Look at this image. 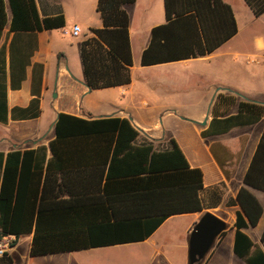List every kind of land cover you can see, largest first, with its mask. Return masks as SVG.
Here are the masks:
<instances>
[{"label": "trees", "instance_id": "1", "mask_svg": "<svg viewBox=\"0 0 264 264\" xmlns=\"http://www.w3.org/2000/svg\"><path fill=\"white\" fill-rule=\"evenodd\" d=\"M136 1H98L103 27L92 30L95 37L81 44L90 90L131 83L127 7ZM244 1L256 18L264 14V0ZM8 9L14 36L9 67L0 55L1 124L9 121L8 80L12 90L21 89L38 48V34L66 27L63 16L42 18L35 0H0V39L9 25ZM164 11L166 23L153 29L142 55L144 67L206 57L238 33L233 10L223 0H164ZM34 72V98L27 108L13 110V121L40 116L43 66L34 65ZM213 116L203 137L255 125L264 117V107L220 95ZM139 137L128 119L85 120L60 114L49 147L0 152V239L14 237V247L16 240L33 235L31 257L70 253L142 242L168 218L201 212L203 172L189 165L173 138L159 151L153 142L139 144ZM244 184L236 198L241 212L235 224V253L246 264H264V232L262 247L243 232L256 227L263 215L260 201L248 188L264 191V131Z\"/></svg>", "mask_w": 264, "mask_h": 264}, {"label": "crops", "instance_id": "2", "mask_svg": "<svg viewBox=\"0 0 264 264\" xmlns=\"http://www.w3.org/2000/svg\"><path fill=\"white\" fill-rule=\"evenodd\" d=\"M35 1L42 18L63 16L66 27L38 34V48L20 90H12L8 80L9 121L0 123V152L7 154L14 150L49 147L55 138V125L60 114L85 120L128 119L140 134L139 144L153 142L155 148L162 151L168 148V139L173 138L189 165L203 172V189L199 194L203 209L174 215L145 241L130 244L31 257L33 235L22 237L16 240L8 259H0V264H189V236L205 213L221 218L229 227L217 240L204 264H246L235 253V224L237 214L241 212L236 198L245 187V175L264 131V117L255 125L236 127L225 134L203 137L202 133L211 127L213 109L220 95L234 96L239 101L264 107V14L256 18L244 0H223L231 6L237 21L235 37L206 57L144 67L142 55L151 44L152 31L165 24L166 18L164 0H137L127 7L133 57L131 83L90 90L85 83L81 44L95 37L92 30L103 27L97 10L99 0ZM237 5L263 22L262 31L251 34V39L241 38ZM8 16L9 25L0 39V55H5L7 67L14 36L10 32L9 9ZM74 26L81 30L78 37L71 34ZM233 47H247L253 52L236 53L235 60L257 53L259 61L245 64L249 70L233 66V62L226 63L233 61ZM34 65L43 66L40 116L13 121V110L27 108L34 98ZM178 67L193 69L192 74L184 75ZM163 69L176 70L174 74H166L161 73ZM194 81H197L196 88L190 87ZM231 113L236 114L237 109L233 108ZM205 121L207 124L203 126ZM248 189L260 201L263 215L256 227L249 226L243 232L255 245L262 247L264 191Z\"/></svg>", "mask_w": 264, "mask_h": 264}, {"label": "water", "instance_id": "3", "mask_svg": "<svg viewBox=\"0 0 264 264\" xmlns=\"http://www.w3.org/2000/svg\"><path fill=\"white\" fill-rule=\"evenodd\" d=\"M207 121L203 122V126ZM229 225L212 213H205L193 227L188 241L189 264H200L214 248L220 236Z\"/></svg>", "mask_w": 264, "mask_h": 264}, {"label": "rangeland", "instance_id": "4", "mask_svg": "<svg viewBox=\"0 0 264 264\" xmlns=\"http://www.w3.org/2000/svg\"><path fill=\"white\" fill-rule=\"evenodd\" d=\"M242 6L240 5H237L236 6V9L239 13V19H240V22H241V27H242V35H241V38H244V37H249L251 39V34H256V33H259L260 31H262V27H263V22L262 20L261 21H258L256 20L254 17H251L250 16V13H245L244 10L241 9ZM244 11V12H243ZM248 12V10H247ZM249 14V15H248ZM262 25V26H261ZM240 38V40H242ZM239 43V41H238ZM252 49L251 48H247V47H233V61H229L227 60L226 63L228 62H233V66H238L240 69H248L245 64H247L246 62V59H247V56H242L240 57L239 59L235 60L234 59V54L236 53H240V54H249V53H253L251 52ZM253 56L255 57H258L260 56L259 54L255 53V55H250V59L252 60V58H254ZM174 70L176 69H163L161 71V73H166V74H174ZM178 70L180 71V73L184 74V75H191L192 74V70L193 69H189V68H180L178 67ZM244 72H242L243 74ZM196 82L197 81H194L191 83V86L190 87H195L196 88ZM199 87V86H198ZM153 105H151L152 107Z\"/></svg>", "mask_w": 264, "mask_h": 264}, {"label": "built area", "instance_id": "5", "mask_svg": "<svg viewBox=\"0 0 264 264\" xmlns=\"http://www.w3.org/2000/svg\"><path fill=\"white\" fill-rule=\"evenodd\" d=\"M80 28L77 26H74L72 29V36L73 37H78L80 34ZM252 58V60L250 59L249 56H247L246 62L247 64H253V63H257L259 61V56ZM13 242H14V237H4L2 239H0V259L4 258L6 255H8V253L12 250L13 248Z\"/></svg>", "mask_w": 264, "mask_h": 264}]
</instances>
